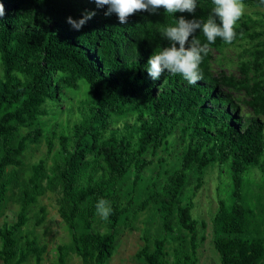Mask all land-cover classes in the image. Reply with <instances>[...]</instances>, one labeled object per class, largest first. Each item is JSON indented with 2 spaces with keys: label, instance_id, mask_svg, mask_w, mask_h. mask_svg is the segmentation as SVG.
I'll list each match as a JSON object with an SVG mask.
<instances>
[{
  "label": "trees",
  "instance_id": "trees-1",
  "mask_svg": "<svg viewBox=\"0 0 264 264\" xmlns=\"http://www.w3.org/2000/svg\"><path fill=\"white\" fill-rule=\"evenodd\" d=\"M243 2L264 9L261 0ZM0 4V218L11 198L19 204L16 218L0 224V264L30 258L43 264L47 244L25 226L29 209L47 192L59 194L58 211L71 237L70 244L57 245L50 264H69L70 252L82 264H108L121 224L134 229L128 213L135 219L150 204L158 224L146 221L136 256L147 264H198L205 221L194 213V197L215 166L224 184L214 193L211 217L221 264H263L264 42L242 62L240 77L214 72L210 51L252 36L258 19L244 14L231 44L217 38L208 45L203 78L190 85L168 73L153 80L147 62L168 46L166 27L180 16L206 21L212 0H197L194 14L161 8L135 13L123 25L95 0ZM85 12L95 15L79 31L67 23ZM194 39L206 43L202 32ZM176 141L179 161L171 168L167 157L155 156ZM42 142L45 154L28 164L26 154ZM155 162L159 170L150 176L148 195L132 207L120 194L121 183L132 173L139 185ZM191 174L196 183L189 187ZM100 199L112 209L104 229L96 224ZM45 214L41 208L35 225Z\"/></svg>",
  "mask_w": 264,
  "mask_h": 264
},
{
  "label": "rangeland",
  "instance_id": "rangeland-1",
  "mask_svg": "<svg viewBox=\"0 0 264 264\" xmlns=\"http://www.w3.org/2000/svg\"><path fill=\"white\" fill-rule=\"evenodd\" d=\"M246 5V4H245ZM246 12L252 19H258L259 22L251 30L252 36L247 39H241L234 45H228L221 49L211 48L210 51L213 55L212 66L214 72H227L236 76H242L240 66L244 60L252 58L251 50L254 48L257 41L262 40L264 42V22L260 21L261 12H264L263 8L246 5ZM241 98L244 97L241 91L236 93ZM69 96H75L77 93L70 92ZM53 122L52 119L48 121L49 125ZM179 142L169 146V150L162 148L155 158L167 157L170 163V167L174 168L179 161L180 153ZM46 151V143L42 142L40 145L30 150L26 154V162L28 164L35 162L38 158L43 156ZM164 167H167V162L163 163ZM159 170V164L155 162L145 172V180L139 185H133V174L130 173L120 186V194L123 199L129 200L132 207L137 206L138 203L148 195L146 189L147 184L150 181V176L155 175ZM208 174H205L204 185L200 188L195 199V215L205 221V226L202 223L199 224V236L203 235L204 240H201L198 248L199 262L198 264H221L220 254L217 251L213 242V228L211 217L217 209V202L214 199L217 186L224 188L223 179L218 177V167L215 166L208 170ZM216 176V177H215ZM222 182V184H220ZM196 183L194 174L190 175L188 186ZM219 183V184H218ZM254 186V190L258 192V187ZM189 187L186 188V192L183 196V200L186 201L189 194ZM58 199L59 194L57 192H47L39 198L37 204L29 209L30 220L25 226L26 231H33L34 234L38 235L39 240L42 243L47 244V252L43 264H50V262L56 256V247L58 244H70L71 237L70 232L66 224L62 221L58 211ZM43 208L46 211L45 220L39 225H35L36 215L39 214L40 209ZM19 210V204L14 198H11L5 207L4 214L0 218V224L5 219L10 221L16 218V213ZM130 220L134 227L130 230L124 223L121 224L120 233L117 238L116 250L112 258L108 261V264H147L143 259L136 256L137 251L143 245L142 239L143 229L146 221H149L154 226L158 224L157 215L153 209V204H150L147 209L140 212L137 218L131 216V211L128 213ZM106 220L103 219L99 214L97 217L96 224L104 229ZM32 258H30L24 264H32ZM69 264H82L80 257L74 252H70L68 256ZM264 264V259H263Z\"/></svg>",
  "mask_w": 264,
  "mask_h": 264
},
{
  "label": "clouds",
  "instance_id": "clouds-1",
  "mask_svg": "<svg viewBox=\"0 0 264 264\" xmlns=\"http://www.w3.org/2000/svg\"><path fill=\"white\" fill-rule=\"evenodd\" d=\"M261 2L264 3V0ZM95 4L98 8L107 6L105 15L115 14L121 25L127 24L129 17L138 12L155 14L162 8L169 14H194L198 6L197 0H95ZM212 4L214 7L206 21L187 20L180 16L176 18L174 26L163 30L162 35L168 41V46L152 54L147 62V71L153 80H159L168 73L180 75L190 85H195L203 78L201 64L208 53V45L214 44L217 38L226 44H231L237 38L236 25L247 7L243 0H212ZM4 14V6L0 4V18ZM94 15L95 12H85L79 20L68 17L67 23L79 31ZM197 32L203 33L206 43L200 44L194 39ZM96 209L103 219H107L112 212L104 199L97 202Z\"/></svg>",
  "mask_w": 264,
  "mask_h": 264
}]
</instances>
